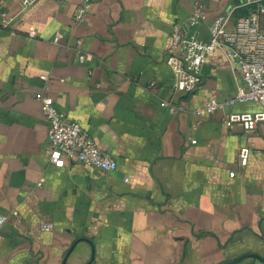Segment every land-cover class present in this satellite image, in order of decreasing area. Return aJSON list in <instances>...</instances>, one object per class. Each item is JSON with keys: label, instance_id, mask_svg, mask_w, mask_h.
<instances>
[{"label": "crops", "instance_id": "obj_1", "mask_svg": "<svg viewBox=\"0 0 264 264\" xmlns=\"http://www.w3.org/2000/svg\"><path fill=\"white\" fill-rule=\"evenodd\" d=\"M21 1L0 0V213L8 215L0 264H264V123L253 131L223 123L262 106L238 102L197 116L207 99L236 93L239 73L216 52L187 98L174 92L165 61L172 29L196 1L206 9L197 29L205 41L214 18L235 9V22L253 5L92 0L77 22L84 0H37L4 27L3 14L16 16ZM79 39L91 54L85 63ZM37 92L53 95L118 168L52 165Z\"/></svg>", "mask_w": 264, "mask_h": 264}, {"label": "built area", "instance_id": "obj_2", "mask_svg": "<svg viewBox=\"0 0 264 264\" xmlns=\"http://www.w3.org/2000/svg\"><path fill=\"white\" fill-rule=\"evenodd\" d=\"M36 2L37 0H22L16 16L9 17L3 14V26H10L18 15ZM245 5H253V8L235 22H233L235 9L214 18L209 26L210 37L205 41L199 38L197 29L206 22V9L202 2L196 1L189 19L172 29L165 61L173 73L174 92L192 98L203 82L204 64L216 52L223 54L231 70L239 73L242 82L232 97L227 99L211 97L194 112L197 116L203 113L213 114L224 112L238 102L255 101L262 106V110L228 113L223 121L229 128L241 124L244 130L253 131L259 124L264 123V0H246L242 6ZM91 7L92 0H84L77 9L75 20L83 22ZM35 36V31H31L28 38ZM75 48L79 62L85 63L91 58V54L83 49L81 39L76 41ZM41 78L45 80L47 76L42 75ZM35 98L42 104L43 114L49 122L46 152L52 165L64 167L67 160H72L105 172L118 168L117 162L96 144L82 123L69 117L57 106L53 95L37 92ZM161 105L171 106L172 110H175L169 101H163ZM191 142L196 143L195 140ZM250 152L248 147L241 148L242 166L247 165ZM234 174L231 173L232 176ZM10 214L21 222L17 210ZM7 220L8 215L0 213V230ZM41 229L52 230L53 224L42 223Z\"/></svg>", "mask_w": 264, "mask_h": 264}, {"label": "trees", "instance_id": "obj_3", "mask_svg": "<svg viewBox=\"0 0 264 264\" xmlns=\"http://www.w3.org/2000/svg\"><path fill=\"white\" fill-rule=\"evenodd\" d=\"M248 14V13H247Z\"/></svg>", "mask_w": 264, "mask_h": 264}]
</instances>
